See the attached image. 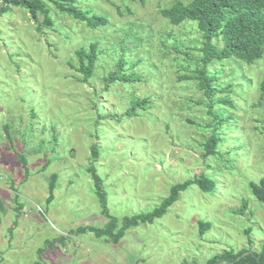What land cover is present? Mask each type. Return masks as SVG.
I'll list each match as a JSON object with an SVG mask.
<instances>
[{
    "label": "rangeland",
    "instance_id": "1",
    "mask_svg": "<svg viewBox=\"0 0 264 264\" xmlns=\"http://www.w3.org/2000/svg\"><path fill=\"white\" fill-rule=\"evenodd\" d=\"M175 1H81L79 8L108 19L98 29L45 0L53 27L42 33V16L36 22L22 8L11 6L0 17V264H206L224 251L261 250L264 207L249 184L264 177L258 91L264 57L252 65L212 66L219 76L214 85L232 86L233 105L217 108L233 119L221 130L218 156L205 160L201 144L210 136V117L193 79L201 37L194 24L173 26L160 15ZM92 43L101 55L93 78L81 83L69 63ZM119 57L139 81H105ZM145 97V111L126 117L131 102ZM94 144L106 211L120 223L151 212L173 185L202 173L213 176L216 188L204 193L191 186L163 218L128 230L118 244L77 234L109 221L88 172ZM244 203L243 214L236 213Z\"/></svg>",
    "mask_w": 264,
    "mask_h": 264
},
{
    "label": "trees",
    "instance_id": "2",
    "mask_svg": "<svg viewBox=\"0 0 264 264\" xmlns=\"http://www.w3.org/2000/svg\"><path fill=\"white\" fill-rule=\"evenodd\" d=\"M45 1L52 3L59 12L85 23L91 29L103 28L108 25L106 17L91 14L79 8L78 4L83 0ZM139 1L144 2V0ZM11 6L26 10L36 22L39 16H42L43 20L39 22L38 27L40 33H42L43 28L53 27L50 9L44 0H0V17L7 13ZM160 15L173 26H181L184 23L194 24L201 37L198 66L195 68L193 79L197 82L198 89L204 94L207 114L210 117V122L205 127L210 132V136L201 144V147L204 150L203 158L205 160L209 157H216L219 153L220 144L224 141L221 130L228 128V123L233 119L231 115H227V111L217 108V106L233 105L232 100L228 97L231 94L232 86L227 84L220 88L216 87L214 83L219 76L211 68L215 64H221L225 61H237L252 65L263 59L264 0H191L188 3L177 0L170 7L161 9ZM218 40L222 43L221 47L217 44ZM100 55L97 43H92L87 48L81 47L75 51L76 64L69 63V65L79 74L80 78H77L79 82L87 83L93 78ZM126 65L125 58L119 57L115 62V70L109 72L105 81L108 84L120 83L123 85L139 81L134 74L127 73ZM135 66L136 63L132 65V67ZM258 91L259 99L263 101L264 75L258 85ZM216 94L226 96L216 98ZM148 101V97L132 101L131 108L126 112V117L138 116L141 111H145ZM91 156L93 162L88 168V172L93 178L94 191L100 201L102 211L108 216L107 201L101 186L102 182L95 168L96 160L99 157V148L95 144L91 146ZM18 159L25 169V174L28 175L26 159L19 155ZM56 181L57 176L52 175L49 185L50 194L55 189ZM193 185L198 186L204 193H212L216 188L213 176L202 173L193 179L173 185L168 197L163 199L160 205L151 212L124 218L121 223L119 220L108 216L109 221L105 227H81L75 233L89 232L97 239L104 238L113 244H118L128 230L137 228L142 224H153L155 220L163 218L179 201L180 195ZM249 191L251 197L264 207V177L258 182H250ZM14 200L18 205L15 210L18 211L22 207L18 202L19 196H15ZM1 205L2 200L0 199V208ZM246 207L247 204L244 203L241 210L235 212L243 214ZM200 226L204 228L208 227L209 224L200 222ZM247 234L249 235L250 232L247 231ZM46 248L47 245L45 248L39 249L38 255H42ZM206 264H264V244L260 251H253L252 249H243L239 252L224 251L209 258Z\"/></svg>",
    "mask_w": 264,
    "mask_h": 264
}]
</instances>
